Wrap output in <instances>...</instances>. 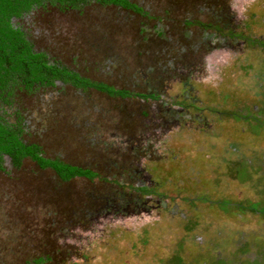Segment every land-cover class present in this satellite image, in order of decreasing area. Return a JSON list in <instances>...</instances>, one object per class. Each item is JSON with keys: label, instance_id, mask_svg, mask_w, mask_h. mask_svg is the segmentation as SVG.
<instances>
[{"label": "rangeland", "instance_id": "rangeland-1", "mask_svg": "<svg viewBox=\"0 0 264 264\" xmlns=\"http://www.w3.org/2000/svg\"><path fill=\"white\" fill-rule=\"evenodd\" d=\"M128 2L13 19L114 92L0 99L24 141L92 173L6 160L0 264H264V0Z\"/></svg>", "mask_w": 264, "mask_h": 264}, {"label": "trees", "instance_id": "trees-1", "mask_svg": "<svg viewBox=\"0 0 264 264\" xmlns=\"http://www.w3.org/2000/svg\"><path fill=\"white\" fill-rule=\"evenodd\" d=\"M92 2L117 4L137 10L136 5L130 4L128 0H0V99H4L3 103L9 104L8 99L17 89L33 91L39 86L53 85L56 80L78 87L95 86L114 92L107 85L89 81L58 61L50 60L45 52L34 48L26 30L13 21L47 4L62 10ZM6 114L0 108V170L3 169L4 157L8 156L14 166L18 167L23 159L30 158L41 167H51L62 178L77 174L92 175L90 169L64 163L58 158L44 157L38 145L24 141L20 122L8 121L12 113ZM14 114L18 115V112Z\"/></svg>", "mask_w": 264, "mask_h": 264}, {"label": "flooded vegetation", "instance_id": "flooded-vegetation-1", "mask_svg": "<svg viewBox=\"0 0 264 264\" xmlns=\"http://www.w3.org/2000/svg\"><path fill=\"white\" fill-rule=\"evenodd\" d=\"M85 6V5H84ZM119 6H122V5H119ZM82 6H78V7H74V8H71V9H80ZM67 9V8H66ZM26 15H28V14H24L23 16H26ZM22 16V17H23ZM35 48V47H34ZM45 54H47V53H45ZM48 55V54H47ZM49 57V56H48ZM59 62V61H58ZM60 64H62L61 62H59ZM63 65H65V64H63ZM65 66H67V65H65ZM68 67V66H67ZM69 68V67H68ZM69 69H71V68H69ZM71 70H73V69H71ZM73 71H75V70H73ZM76 72V71H75ZM78 73V72H77ZM57 84H60V85H71V86H74V87H77L78 88V86H76V85H73L72 83H69V82H62V81H60V80H56L55 81V84H53V85H45V86H47V87H54V86H56ZM16 117V116H15ZM16 119L17 120H15L16 122L18 121V122H20V125L23 127V131H25V127L26 126H23V125H26L27 123H28V121L26 120V118H22V122H21V117L20 118H18V117H16ZM8 121H13V119L12 118H10V119H8ZM21 123H23V125L21 124ZM26 142V141H25ZM26 143H28V142H26ZM28 144H35V145H38V144H36V143H28ZM38 147L40 148V146L38 145ZM4 162H3V165H4V163L6 162V160H8L9 162H10V158L8 157V156H5L4 157ZM181 216H183V213H181ZM39 261H43V259L42 258H38L37 260L35 259L34 260V263H37V262H39ZM27 264H31L30 262H27Z\"/></svg>", "mask_w": 264, "mask_h": 264}]
</instances>
